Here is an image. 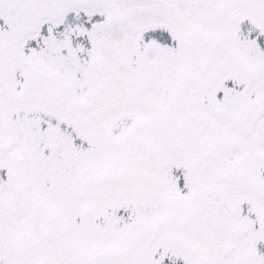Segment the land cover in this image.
Instances as JSON below:
<instances>
[{"label": "snow or ice", "instance_id": "obj_1", "mask_svg": "<svg viewBox=\"0 0 264 264\" xmlns=\"http://www.w3.org/2000/svg\"><path fill=\"white\" fill-rule=\"evenodd\" d=\"M0 264H264V0H0Z\"/></svg>", "mask_w": 264, "mask_h": 264}]
</instances>
